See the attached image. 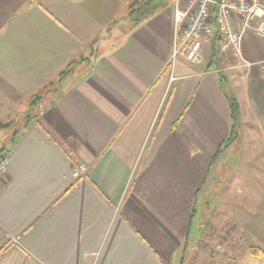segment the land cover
I'll use <instances>...</instances> for the list:
<instances>
[{"label": "crops", "instance_id": "1", "mask_svg": "<svg viewBox=\"0 0 264 264\" xmlns=\"http://www.w3.org/2000/svg\"><path fill=\"white\" fill-rule=\"evenodd\" d=\"M132 1L0 0V151L13 152L0 264H184L195 201L229 150L217 155L225 91L239 105L242 198L260 199L264 37L247 30L241 57L214 38L190 63L175 53L177 0L138 26Z\"/></svg>", "mask_w": 264, "mask_h": 264}, {"label": "rangeland", "instance_id": "2", "mask_svg": "<svg viewBox=\"0 0 264 264\" xmlns=\"http://www.w3.org/2000/svg\"><path fill=\"white\" fill-rule=\"evenodd\" d=\"M210 49L205 54V60L210 55ZM54 87V84L48 86L46 91L52 90L51 88L54 90ZM19 122L22 125L24 123L22 120L15 122L17 125H12L9 135H13L15 129L19 130L21 126ZM240 132L239 126L238 137L227 147H224L225 141L220 148L222 150L229 148L224 153L223 168L219 169L220 175L218 174L219 177L217 176L213 183L212 166L211 178L203 186V191L195 201L196 215L191 228L190 243L185 244L184 264H264L263 260L251 254L253 248L264 249V185L256 188L260 199L243 201L242 191L247 185L243 180L240 160L242 145ZM218 153V156L222 154ZM255 163L256 161H251V164ZM260 170H264V167ZM245 207L250 208V215H246ZM3 247L4 245L0 247V251Z\"/></svg>", "mask_w": 264, "mask_h": 264}, {"label": "built area", "instance_id": "3", "mask_svg": "<svg viewBox=\"0 0 264 264\" xmlns=\"http://www.w3.org/2000/svg\"><path fill=\"white\" fill-rule=\"evenodd\" d=\"M238 20L243 23L241 28ZM175 24L178 32L175 53H184L190 63L203 62V47L214 38L219 39L222 54L241 57L247 30L264 37V0H177ZM12 155L11 150L0 152V183L8 174ZM86 172V165L80 164L73 176L80 178Z\"/></svg>", "mask_w": 264, "mask_h": 264}, {"label": "trees", "instance_id": "4", "mask_svg": "<svg viewBox=\"0 0 264 264\" xmlns=\"http://www.w3.org/2000/svg\"><path fill=\"white\" fill-rule=\"evenodd\" d=\"M167 5L166 0H133L129 5L128 17L134 26H138L139 24L145 22L153 15H155L158 11L163 9ZM76 61L72 62L68 69L61 73L60 80L64 79L71 72V68L76 65ZM53 85L52 83L49 85ZM225 91V89L223 88ZM230 103L231 110V134L229 139L226 141L227 147L228 144L233 142L239 134V105L236 99L232 98L226 91L224 92ZM42 93L34 95L30 100V110L28 117L33 119L32 111L40 104L43 99ZM224 150V149H223ZM222 149L219 150V153H222ZM1 152V151H0ZM4 247L1 249V251ZM251 254L264 261V249L262 248H253L251 249Z\"/></svg>", "mask_w": 264, "mask_h": 264}]
</instances>
